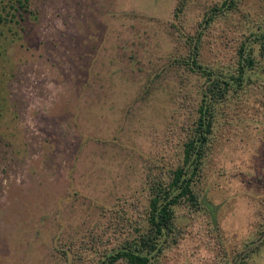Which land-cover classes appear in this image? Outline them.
Returning <instances> with one entry per match:
<instances>
[{
	"label": "rangeland",
	"instance_id": "obj_1",
	"mask_svg": "<svg viewBox=\"0 0 264 264\" xmlns=\"http://www.w3.org/2000/svg\"><path fill=\"white\" fill-rule=\"evenodd\" d=\"M222 1L0 0V264H87L133 235L146 179L177 163L199 98L175 59ZM262 17L264 0L216 17L202 63L224 66ZM260 62L198 179L222 243L209 214L179 210L185 236L163 264H264Z\"/></svg>",
	"mask_w": 264,
	"mask_h": 264
},
{
	"label": "trees",
	"instance_id": "obj_2",
	"mask_svg": "<svg viewBox=\"0 0 264 264\" xmlns=\"http://www.w3.org/2000/svg\"><path fill=\"white\" fill-rule=\"evenodd\" d=\"M240 1L223 0L220 5L212 6L199 21L195 35L189 38L185 54L175 59L178 65L202 79L197 91L199 98L192 119L183 129L177 163L169 168L160 166L146 179L143 222L133 225V235L115 243L87 264H163L161 260L165 252L177 246L185 236L179 223V210L185 211L182 215L187 217L209 214L211 229L217 232V241L222 243L216 219L217 205L201 193L198 179L217 143L216 132L221 124L218 115L225 112V107L248 85L257 83L252 74L264 56V17L254 21L249 32L238 36L234 52L224 66L203 64L201 56L205 29L215 22L216 17L225 15L226 10L237 9ZM184 3L185 0H178V11L182 10ZM128 220L132 222V219ZM259 234L263 238L257 240L263 244L264 227ZM260 244L256 243L254 252Z\"/></svg>",
	"mask_w": 264,
	"mask_h": 264
}]
</instances>
